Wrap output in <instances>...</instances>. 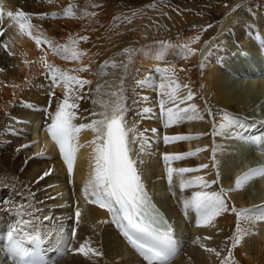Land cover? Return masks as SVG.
Segmentation results:
<instances>
[{"label":"bare ground","instance_id":"1","mask_svg":"<svg viewBox=\"0 0 264 264\" xmlns=\"http://www.w3.org/2000/svg\"><path fill=\"white\" fill-rule=\"evenodd\" d=\"M252 1L230 0L231 8L225 13L219 26L198 36L195 42L188 41L184 45H178L177 42H140L139 47L130 53L123 50L125 45L112 49L120 42H97L94 39L102 32L100 24L106 22L107 11L102 10L98 14L86 5V16L82 13L72 16L69 10L57 13L64 8L61 4H65L66 0H0V11L4 13V18L0 20V28L3 29L0 35V138L10 132H25L28 137L25 139H30L35 144L34 156L28 160L27 165L25 162L21 165L18 163L15 152L11 153L8 149L0 151V186H6L7 182L14 186L15 177L34 189L42 176L41 173H48L45 175V183L50 186L47 203L45 200L38 202L39 200L33 198L37 189H34L33 194H23L21 197L0 191V198L3 193V199L12 206L17 204L20 208L21 205L23 212H17L19 221L13 219L15 224L27 220L31 222L32 227L21 224L20 227L23 225L24 231L33 233L38 230L46 234L47 240L45 239L41 252L48 264H54L56 257L51 259L47 246L52 240L55 241L56 237H60L56 243H63L65 235H68L66 240L69 241L66 246L60 247V252L63 256V249L67 247H71L73 252H64L66 256L58 260L57 264L148 263L129 243L120 227L113 222L111 213L97 204L90 203L92 198L84 194L94 166L92 141L96 139L97 134L90 129L80 132L74 170L69 173L58 146L47 131L50 117L54 116L68 90L62 83H52L46 63L89 82L83 87L73 85L70 93V102L78 104L75 109L77 119L74 121L77 125L103 119L100 113L111 115V105L117 101L113 98V93L118 96L121 87L126 100L131 97L137 99L138 109H141L140 116L133 115L131 123L123 112L129 133L130 154L136 162L151 201L167 217L174 229L178 252L170 264H223L224 261H227V264H264V219L260 218L263 211L260 207L264 206V176H256L251 179L253 184L248 181L241 189L235 190L237 178L248 172L249 168L253 169V165L250 166L253 161L257 165L263 163L264 166V118L260 117L258 122L254 119L245 120L239 115L234 116L252 109L248 95L247 100L242 93L245 87L252 85L264 94V78L262 76L249 82L241 81L246 84L241 89L230 80V68L234 63L231 59L238 58L237 56L244 58H238L243 62L248 54L264 64V9L259 13L251 9H244L238 15L234 13L235 10L253 3ZM8 11H23L29 14L34 26L31 29L32 35L42 41H50L51 46L47 43L37 44L35 39L21 32L18 25L7 17ZM55 16H58V20ZM60 19L62 21H59ZM233 26H236L235 29L227 32V29ZM88 33H93V37ZM81 37L87 39H80ZM73 41H77L75 47L84 53L79 60L65 59L64 54L57 55L53 51V47H73ZM185 45L191 51L185 49ZM120 60L121 69L127 71V74L119 71L115 74L107 73L103 64L107 62V65H112ZM177 82L182 87L178 90L175 101H169L167 93L170 89L167 86L172 84L174 87ZM161 83L166 86L163 90L159 88ZM184 85L187 87H183ZM52 91L54 96L51 98V108L48 109L46 118L42 111L48 107L49 92ZM61 91H64V94ZM189 91L193 94L192 100L185 99ZM161 100L165 101L164 108L177 101L181 109L196 106L194 112H183L185 117H192L189 118L192 123L187 122L189 131L182 127L179 130L184 136L199 137L188 139L192 153H197L194 157L198 159L199 166L190 155L181 160L165 162V154L186 152L181 140L165 142L166 136H178L174 135L175 130L171 126H167L166 111L155 108V105L161 106ZM31 105L40 109L36 117L29 113ZM226 116L235 117L238 122L226 127ZM254 139L259 143L253 142ZM250 148L254 150L253 155L249 153ZM141 153L144 157H141ZM246 155L248 157H245ZM249 162L250 164H247ZM49 164L53 165L51 170L46 168ZM202 165L207 167L202 168ZM169 167H193L192 169L199 171L184 173L182 176L173 173L171 183H167L165 178L168 177ZM197 177H202L208 187H181V179L188 182ZM218 182L225 190L226 187L232 186L231 190L234 191L232 195L229 194L231 199L225 195L228 211L222 212L211 223L202 225L199 213L186 208L185 201L191 199L197 191H221ZM69 183L73 184L74 196L68 190ZM231 205L240 210H261L241 223L245 235L242 242L235 247L233 244L237 236L238 217L231 210ZM77 210L81 212L78 223L76 216L74 220ZM3 212L0 208V226L6 224L3 227L8 229L10 224L13 225V221L9 214ZM191 220L194 224L188 226ZM74 230L76 233L73 237ZM79 231L81 235L77 234ZM7 243L4 235L0 241V264H17V260L6 250ZM84 244L102 255L97 256L90 252L85 256L79 253L77 249ZM30 245L27 247L31 248ZM185 247L188 248L186 253L183 251ZM216 252L220 255L217 256Z\"/></svg>","mask_w":264,"mask_h":264},{"label":"snow or ice","instance_id":"2","mask_svg":"<svg viewBox=\"0 0 264 264\" xmlns=\"http://www.w3.org/2000/svg\"><path fill=\"white\" fill-rule=\"evenodd\" d=\"M69 12H72V10L69 9ZM6 15L10 18V21L18 25L21 32L35 39L37 44L47 43L51 46L50 41H42L32 35L31 29L34 26L31 24L29 14L23 11H17L16 13L8 11ZM3 18L4 13L0 11V20ZM2 33L3 29H0V34ZM80 39L86 40L87 37H81ZM76 44L77 41H73V47L67 45L58 48L53 47V51L57 55L64 54L65 59L79 60L84 53L75 47ZM184 47L188 49L187 45ZM188 50L191 51L190 49ZM162 56L163 53H161ZM45 66L51 73L53 81L62 83L68 90L66 98L56 108L54 116L50 117L51 122L47 125V131L58 146L61 156L67 164L69 173H72L74 170L76 156L79 151L77 141L80 132L85 129L92 130L97 134L96 139L92 141L94 145V166L84 188L85 196L92 198L90 203L97 204L111 213L113 222L120 227L129 243L140 251L141 255L148 261V264H170L171 259L178 252V242L175 238L172 225L167 222L166 218L152 203L136 167V162L130 155L129 133L125 125L121 101L117 100L111 105V115L100 113L99 115L103 116V119L93 120L89 124L77 125L74 121L77 119L75 109L78 108V104L70 102V93L73 85L83 87L85 83L89 82L76 75L62 71L52 64L46 63ZM157 70L163 72L170 71L169 69ZM165 87L163 83L159 85L161 90ZM167 87L170 89L167 93L169 101H175L178 90L182 86L177 82L174 87L172 84H169ZM183 87L187 86L184 85ZM185 99L192 100L193 94L189 91ZM164 104L165 101L161 100L162 110ZM105 107L109 106L105 105ZM189 110L194 112L196 106L192 105L191 109L186 108L182 110L169 108L165 113L167 126H171L182 118L180 115L181 111L188 112ZM225 119L227 121L226 127H231L232 124L238 122L237 118L231 116H226ZM198 138L197 136L164 137L165 142ZM196 154L195 152L188 154H165L164 160L165 162L181 160L186 158L187 155ZM201 167L206 168L207 165H202ZM192 171H199V169H173L169 167V183L172 181L173 173H178L182 176L184 173ZM47 174L45 173V175ZM256 176H264V168L251 169L243 176L238 177L235 190L241 189ZM212 183H216V181H212ZM187 186L207 188L208 183L202 177H197L194 181L188 182L181 179V187ZM185 206L199 213L202 225L211 223L222 212L228 211L223 190L219 192L197 191L191 199L185 201ZM231 210L238 217L237 236L233 244V247H235L242 242L245 235L241 223L252 218L255 211L261 210L259 208L242 209L237 212L235 207ZM75 216L78 223L81 212L77 210ZM260 218L264 219V211H261ZM45 219L48 218L45 217ZM21 224L25 227H32L31 222L27 220L12 225L6 233L8 241L6 250L17 260V264H26L25 258L30 256L33 251L27 245H34L35 248L39 249L45 243L47 237L46 234H42L38 230L33 233L26 232L20 227ZM72 235L73 237L75 236V230ZM207 250L215 251V249ZM77 251L85 256H88L90 252L93 255H102V253L90 248L87 244L81 245ZM216 255L219 256L220 253L216 252ZM33 264H45V262L43 259H40L33 262ZM223 264H227V261H224Z\"/></svg>","mask_w":264,"mask_h":264},{"label":"rangeland","instance_id":"3","mask_svg":"<svg viewBox=\"0 0 264 264\" xmlns=\"http://www.w3.org/2000/svg\"><path fill=\"white\" fill-rule=\"evenodd\" d=\"M68 1L70 3H68ZM80 1L81 0H66L65 4L63 3L61 4L62 6H64V8L62 7V9L58 10L57 13L61 14V13H64L66 10L71 9L72 16H76V13H82V14H85L86 16L87 15L86 5L89 8H93L94 10H96V13L98 14L102 10L105 12L107 11L106 14L108 18L106 22H102L100 24V29L102 32L94 39L97 42H120L118 45H114L112 49L125 45V48L123 50H128L130 51V53H133V51H135V49L139 47L138 44L140 42H149V43H156V42L176 43L177 42L178 45L187 44L188 41L195 42L198 36L200 37L201 35L206 34L207 31H210L218 27L221 20L225 16V13L228 11V9L231 8L229 7L230 0L229 1L228 0H218V1L217 0H214V1L213 0H86V1L83 0V2L82 1L80 2ZM252 2L253 3H249L248 5H245L244 7L235 10L234 13L238 15V13L239 14L240 12L242 13L244 9L246 10L251 9L253 11L255 10L254 12L256 13H259L260 10L263 11L264 9L263 0H253ZM55 18L58 20V16H55ZM59 21H62V19H60ZM186 22L187 24H185ZM235 27L236 26H233L232 28L227 29V32L231 31L232 29L234 30ZM92 34L88 33V35L93 37ZM237 57L240 59H244L239 56ZM238 58L231 59L232 61H234V63L231 65V68H230V73L232 76L230 77L231 78L230 80L233 81L231 82L232 84L236 85V87L241 89L243 86L246 85V84L241 83V81L249 82L258 77L261 78L262 76L264 78V73L263 74L261 73V71H264V67H263L264 64L261 61L256 60L254 56H248V54H246L245 61L243 62H240L241 60ZM106 61L108 62V59ZM107 62L103 64L104 66H106L107 73L112 72L113 74H115L116 71H119L124 75L127 74V71H123L121 69V63H122L121 60L115 61L112 65H107L106 64ZM51 80L53 84L56 83L55 81H53L52 78ZM240 83L242 86L239 85ZM100 88L103 89V86H101ZM122 88L123 87L119 89V93H118L119 95L118 96L113 95V98L115 97L117 100L121 101L123 112H125L127 118H129L128 120H130V122L132 123L133 122L131 120L132 116L133 115L140 116L141 109H138L137 99H135L134 97L130 98L131 101L130 99H127V100L125 99V95L123 94ZM244 90L245 92H243ZM244 90L242 91V93L245 95L246 99L249 97L248 98L249 100L248 99L247 100L248 102H250L252 109L245 110L241 112L240 114L238 113L237 115H234L235 114L234 113L233 115L234 116L239 115L245 120L254 119L259 122L261 120L260 117L264 118V109H261L262 107L264 108L263 91L257 90V88L255 89V87H253L252 85H248V87H245ZM61 92L64 94V91H61ZM246 95H248V97ZM53 96H54V92L53 91L49 92V99H50L49 105L47 108L43 109L44 111H42V115L46 116V118L48 117L47 115L49 112L48 109L51 108L50 107L51 98ZM105 96H106V93H105ZM119 96L120 98H118ZM168 106L163 108V110L167 111L169 108L182 110L181 108H179L180 106L178 107V101L175 103L172 102ZM206 106L207 108L209 107L207 104ZM155 108L156 109L158 108L159 111H161L160 105L158 106L155 105ZM259 108H260V111H259ZM39 110H40L39 107L31 105L29 113L30 114L33 113L32 115L33 116L35 115L34 117H36L39 113ZM180 115L182 118L179 121L174 122L171 125V128L175 130L176 134L174 133V135L184 136L183 133H181L179 129L180 127H182L183 129L185 128V131H189L187 128V124L190 123V121L192 123V120L185 117L182 111ZM21 134H18V133L13 134L12 132H10L4 138H0V151L8 149V151H10L11 153L15 152L17 154L16 157L18 158V163L21 165L22 162L23 163L25 162L27 165L28 160H30V158L34 156L33 149H34L35 144L34 142H31L30 139L29 140L25 139V138H28L25 132H22ZM10 135H12V137H10ZM136 135H135V138L137 137ZM254 141L259 143V141H257L256 139H254L253 142ZM181 143L184 146L186 154L192 153L191 149L189 148L190 143H188V139L181 140ZM4 147L6 148L3 149ZM252 150L253 149H251L250 151L247 150V152L249 151V153L253 155L254 150L253 151ZM140 155L141 157H144L143 153H141ZM248 155H246L245 157H248ZM190 156H191L190 158L194 157V155L193 156L190 155ZM194 160L196 162V165L199 166L200 163L198 162V159H195L194 157ZM195 162L193 163L195 164ZM247 164H250V162ZM262 164L260 163V165L259 164L257 165V163L253 161V164H250V166L253 165V169L258 168V167L261 168L263 166ZM163 165H164V162H163ZM52 166L53 165L49 164L46 166V168L51 170ZM187 168L192 169L193 167H187ZM248 170H251V169L249 168ZM41 175L42 176H40V178L38 179L39 183L37 182L34 188V189H37V191L33 198L35 200H39L38 202H40L41 200L43 201L45 200L47 203L49 199L48 196L50 194V186H48V184L45 183V178H46L45 174L41 173ZM165 179H166V182L168 183L169 180L167 176ZM13 180L16 181L14 186L10 185L11 184L10 182L9 183L7 182L6 186H0V191L2 192L6 191L7 194L11 193L12 195L18 194L20 197L23 194H28V195L33 194L34 189L29 187L28 183H24L15 177L13 178ZM249 182L250 184H253L251 180ZM218 184H219L218 185L219 189L220 190L222 189L225 195L226 196L228 195L227 197L230 198L231 197L230 195H232L234 192L233 190H231L232 186L230 188L226 187L227 190H225L224 189L225 187H223L219 182ZM252 189L254 192L255 188L253 187ZM68 190L73 196L75 195L73 184L69 183ZM42 196H47V197L46 199H42L41 198ZM3 197L4 196L2 193V197L0 198V208L4 210L3 214H9L11 221H13V219L17 220L18 219L17 212H21V213L23 212L21 210V205H20V208L17 204L12 206V204L6 201L5 198L3 199ZM74 199L76 201V197ZM233 205H231V207ZM260 208L263 209L264 211V207H260ZM235 209L237 212L240 211L239 208H235ZM259 212L255 211L253 214L257 215ZM74 220H75V215H74ZM14 224H15V221H13V225ZM193 224L194 223H192V220H191L190 224L188 223V226H192ZM3 226H6V224L5 225L3 224L0 226V234H1L0 241H1V238L4 235H6L8 229L11 227V224L9 225L8 229L7 227L4 229ZM77 234L81 235L82 233L79 231ZM69 235H70V232H69ZM59 238L60 237H56V240L55 241L52 240L51 244L47 246L51 259L54 258V256L56 257L55 258L56 262H54V264H57L58 260L66 256V253L64 254V252H67L69 254L73 252L71 247H67L66 249H63V256H62V252H60V247L66 246L69 240H66V238H68V235H65V240L63 241V243H56V241ZM47 244H48V241H47ZM43 249H45V247ZM183 251L184 253H186L188 251V248L185 247ZM183 251L181 253H183ZM47 260H49V258Z\"/></svg>","mask_w":264,"mask_h":264},{"label":"water","instance_id":"4","mask_svg":"<svg viewBox=\"0 0 264 264\" xmlns=\"http://www.w3.org/2000/svg\"><path fill=\"white\" fill-rule=\"evenodd\" d=\"M262 168H264V166Z\"/></svg>","mask_w":264,"mask_h":264}]
</instances>
